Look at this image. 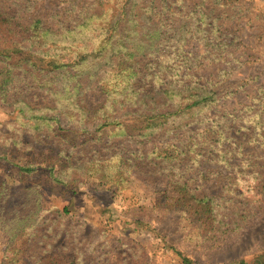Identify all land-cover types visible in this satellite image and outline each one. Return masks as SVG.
Listing matches in <instances>:
<instances>
[{"label":"rangeland","instance_id":"1","mask_svg":"<svg viewBox=\"0 0 264 264\" xmlns=\"http://www.w3.org/2000/svg\"><path fill=\"white\" fill-rule=\"evenodd\" d=\"M122 3L0 0L70 28L0 88V264H264V0Z\"/></svg>","mask_w":264,"mask_h":264},{"label":"trees","instance_id":"2","mask_svg":"<svg viewBox=\"0 0 264 264\" xmlns=\"http://www.w3.org/2000/svg\"><path fill=\"white\" fill-rule=\"evenodd\" d=\"M122 2H123L122 4L124 5V6L122 5L123 7L119 6L120 4H115L112 7V10H110L112 12V14L110 13L111 14L110 19H113L115 16L114 11H116L118 8L123 9L128 4V0H122ZM108 3L109 1L107 3L101 2L99 4L101 14L97 15V18H101L104 16L106 20L105 15L108 13L109 8L106 9V14H105L104 6H106V4ZM86 9L88 10L90 8H86ZM86 9L81 8V11L83 12V10ZM17 13L18 12L16 11H12L10 7H4V8L0 7V88L3 87L9 81L11 68L13 67L17 68L19 65L23 66V62H25V60L19 56L20 53L22 54L28 53L29 56L33 50H36L39 53L41 51L40 48L41 46H43V44L38 48H35L36 42L47 43L51 39L52 35L58 36L60 35L59 33L61 31H63L62 33L70 32V28L62 29L63 25L57 26L59 29L54 32L51 27L47 26L43 22L42 20L43 18L41 17V15H36L34 18L26 20V19L18 18ZM87 13H89V11H87ZM47 16L53 17L52 14ZM83 17L84 16L81 17V20ZM93 17H96V15L95 14L91 15L89 17V20H91ZM108 24L112 29L111 32H113V30L116 31V26L113 25V21L107 22L106 25L107 29L105 27H103L102 29L109 31ZM85 25L86 22L84 23V21H81V23L76 27H83ZM112 38L114 37L112 36ZM105 40H107L106 41L107 43L110 42V39L108 38H106ZM62 47L68 48L67 46H62ZM69 47L71 48V46ZM86 49H87L86 47L78 49L77 53H75V57L80 58L79 61L86 58L85 53H82L86 51ZM109 52L111 53L112 56H114L113 55L114 47L112 46V44H110ZM88 54L92 55V52ZM55 63L50 61L48 62V65L51 66L52 68L64 66ZM130 75L131 76L133 75L135 77L138 74L137 72L133 73V71H131ZM167 90L168 89L163 90L162 87H160L156 91L153 90L152 92L147 93L145 96H139V98H137V102L140 101L137 104H139L140 106H144L145 110H142L141 113L138 115L137 117L138 121L135 120V122H139V124L138 126L133 127V129L142 128V130H145L147 128L157 126L160 124L164 125L169 117L176 116L180 113H183V111L190 112L194 108L204 106L203 104L207 100H210V98H205V97L195 99L193 96L194 94H191V95H187V99L189 100V102H187L183 106L178 107V106H174L171 102H169V104L165 103V99H163V95ZM132 93L135 92L132 91ZM158 95H162L160 97L161 100L156 101L155 97H157ZM160 101H164L163 104H161ZM108 124H110L109 120L107 122H104L103 126H106ZM26 171H31V170H26ZM21 263L23 264L24 262ZM182 263L191 264L186 258H183ZM239 264H245V263L241 262Z\"/></svg>","mask_w":264,"mask_h":264}]
</instances>
